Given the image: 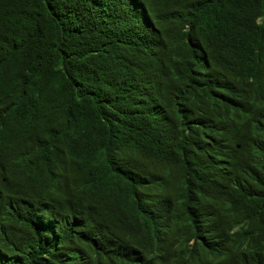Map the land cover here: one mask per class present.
<instances>
[{
    "label": "trees",
    "instance_id": "obj_1",
    "mask_svg": "<svg viewBox=\"0 0 264 264\" xmlns=\"http://www.w3.org/2000/svg\"><path fill=\"white\" fill-rule=\"evenodd\" d=\"M0 264H264V0H0Z\"/></svg>",
    "mask_w": 264,
    "mask_h": 264
}]
</instances>
